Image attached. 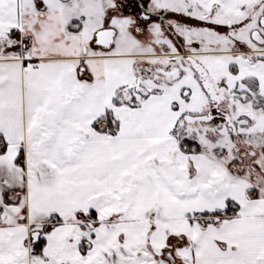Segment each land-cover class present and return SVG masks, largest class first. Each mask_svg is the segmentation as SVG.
Masks as SVG:
<instances>
[{"label":"snow or ice","instance_id":"1","mask_svg":"<svg viewBox=\"0 0 264 264\" xmlns=\"http://www.w3.org/2000/svg\"><path fill=\"white\" fill-rule=\"evenodd\" d=\"M0 264H264V0H0Z\"/></svg>","mask_w":264,"mask_h":264}]
</instances>
